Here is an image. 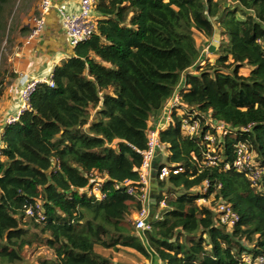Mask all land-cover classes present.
I'll return each mask as SVG.
<instances>
[{
    "label": "trees",
    "instance_id": "trees-1",
    "mask_svg": "<svg viewBox=\"0 0 264 264\" xmlns=\"http://www.w3.org/2000/svg\"><path fill=\"white\" fill-rule=\"evenodd\" d=\"M20 2L0 0V60ZM93 10L94 33L54 65L53 87L38 84L28 108L0 130V264H26L24 252L37 248L45 253L27 264H122L98 246L153 253L163 264H241L242 253L264 259V172L253 184L224 167L247 139L264 170V0H94ZM195 32H218L221 41L213 62L186 72L201 52ZM0 69L1 99L15 74ZM175 91L179 104L158 132L168 154L157 167L181 171L156 177L155 202L165 196L169 209L138 232L131 214L139 203L113 184L137 180L141 156L128 144L145 147L152 117ZM187 107L231 129L214 146L218 164L204 161L206 126L181 131ZM90 173L105 177L101 200L80 191ZM204 180L210 205L222 199L238 214L233 227L196 203ZM36 201L44 220H25L24 207Z\"/></svg>",
    "mask_w": 264,
    "mask_h": 264
},
{
    "label": "built area",
    "instance_id": "built-area-1",
    "mask_svg": "<svg viewBox=\"0 0 264 264\" xmlns=\"http://www.w3.org/2000/svg\"><path fill=\"white\" fill-rule=\"evenodd\" d=\"M94 0H79L78 9L73 12H66L62 8H57V12L61 17V24L64 33L67 37L68 43L74 47L78 43L84 42L91 37L95 31V19L93 10ZM51 5V0H40L38 3L37 14L31 18V28L28 39L36 38L44 28V13ZM40 83H46L49 87H53V79L51 74L44 78H32L23 82L18 94V108L17 112L11 116H7L4 123H13L18 119V116L29 106V98L34 92L36 86ZM179 104V97L175 91L173 95L167 100L165 110L163 109L162 122L158 123L153 128H148L145 136V147L142 149L136 148L128 144L141 156V162L138 167V178L136 181L124 179L121 182L113 184L115 189L124 187L125 192L132 195L139 203V208L134 210L133 222L137 231L150 229V223H146L145 219L149 212L150 203L156 204L155 215L158 210H168L169 207L166 203V197L163 196L158 203L150 196V174L152 172V164L155 162L154 158L158 150L162 147L159 140V130L164 128L170 121V112ZM164 108V107H163ZM182 113L185 116L181 118L180 129L183 133L194 135L199 134L203 126L207 130L202 134V140L205 142L203 148V157L206 165L218 164L219 157L214 152V146L224 137L231 132V129L224 123L210 118L207 114L199 112L194 108L187 107ZM249 128V127H248ZM244 128V129H248ZM211 131H209V130ZM158 166V164H157ZM225 168H234L238 171L246 172L248 178L253 184H257L262 177L264 170L255 161L254 152L251 144L247 139L239 140L234 146V158L231 163H225ZM158 167L155 169V174ZM181 168L169 165H163L158 169L156 177L163 180L169 173L177 174ZM105 177L98 174L90 173L88 185L80 189L85 192L87 196H92L95 200H101L105 197L106 191L102 190V183ZM209 187L208 180H204L199 187L200 198L197 204L206 206L213 214V220L216 224L231 228L238 221L239 216L234 211L232 206L219 199L215 204L210 205L209 199L205 196ZM208 205V206H207ZM24 215L34 219L36 222L44 220V214L41 203L36 201L33 204L24 207ZM241 264H263L264 259L262 256L252 257L250 254L242 253L239 257Z\"/></svg>",
    "mask_w": 264,
    "mask_h": 264
},
{
    "label": "crops",
    "instance_id": "crops-1",
    "mask_svg": "<svg viewBox=\"0 0 264 264\" xmlns=\"http://www.w3.org/2000/svg\"><path fill=\"white\" fill-rule=\"evenodd\" d=\"M39 1L40 0H36L31 9L26 7L27 11L24 13L22 8L25 6L24 3H26L27 0H21L20 13L18 12L21 22H17L12 28V33L10 35L11 39L7 44L9 50L6 52V50L3 49L2 52V59L5 53V60L2 62L3 68L7 67V72L10 69V71L15 74V77L11 79L10 84L5 88L0 99V130L5 118L17 112L19 103L18 94L23 82L27 79L47 77L51 74L54 65L58 61L74 54V47L68 43L57 8H62L66 12L76 11L78 9L79 0H51V5L44 13L45 22L41 33L36 38L32 39H28L29 34L24 37L20 34V28L23 25H27L31 28V18L38 13L37 8ZM192 67L193 66L188 68L186 72H193L191 70ZM162 114L159 117H152L149 128H153L157 126L158 123L162 122ZM167 154L168 151L162 145L156 153L154 161L158 164V161L164 159ZM157 215L154 216L153 220L159 216ZM96 250L98 251V249ZM131 250L139 254L133 249ZM112 261L118 262L115 261L114 258ZM142 262V264H163L153 253H151L150 259L143 257ZM118 263L128 264L129 262L127 260L126 262L119 261Z\"/></svg>",
    "mask_w": 264,
    "mask_h": 264
},
{
    "label": "rangeland",
    "instance_id": "rangeland-1",
    "mask_svg": "<svg viewBox=\"0 0 264 264\" xmlns=\"http://www.w3.org/2000/svg\"><path fill=\"white\" fill-rule=\"evenodd\" d=\"M20 1V0H19ZM34 2H36V0H27L25 4V6H23V12L26 13L27 11V8L28 9H31V7L33 6ZM18 4V0H17V3ZM21 4V3H19ZM233 5V3L231 2H225L224 3V6L226 5ZM19 8L16 9V12H15V16L13 18V23H11V26L13 28V26L15 24H17V22H21L20 21V18H19V10L21 8V5L18 6ZM27 7V8H26ZM19 12V13H18ZM25 21V20H24ZM23 22V21H22ZM12 33V31H11ZM214 34H218V32H215ZM213 34V35H214ZM194 37L196 39V42L197 44L201 47V52H200V56L198 58V60L192 65L193 67L191 68V70L193 71L194 70V66H196L197 64H200L202 66H206L207 62L210 61V62H213V59H214V55L212 53H208L207 52V47L208 45L210 44V42L212 41V38L211 39H205L203 36H201L199 33H194ZM221 37L220 35L218 34V43H217V46L216 48L218 47L219 45V42L221 41L220 40ZM7 48V45L4 47V50H6V52L9 50ZM5 60V53L3 54V59L0 60V68H3V61ZM205 62V63H204ZM1 70V69H0ZM166 108L164 107V110ZM161 210H158V213H160ZM133 215H134V212L131 214V218H133ZM27 216H25V220H27ZM139 232V231H138ZM139 236L142 238V240H144L143 236H142V233H139ZM98 251L101 252V254H104L106 256H109L111 258V260L114 258L115 261H127L128 260V264H142V260H143V257L139 254H136L134 253L130 248H127V247H119L118 251H114V250H110V249H104V248H101V247H97ZM44 250L43 248H37L35 251H32V249H27V251L24 252L25 255L28 254L29 258L28 260H30L29 263H34V260L35 257L37 256V254H44ZM140 259V260H138ZM28 260H25V263L27 264ZM148 261V260H147ZM126 264V263H124Z\"/></svg>",
    "mask_w": 264,
    "mask_h": 264
},
{
    "label": "water",
    "instance_id": "water-1",
    "mask_svg": "<svg viewBox=\"0 0 264 264\" xmlns=\"http://www.w3.org/2000/svg\"><path fill=\"white\" fill-rule=\"evenodd\" d=\"M217 43H218V34H214L212 37V41L210 42V44L207 47V52L212 53L216 49ZM156 167H157V163L154 162L152 164V172L150 174V191H149L151 198H153V199H154V196L158 195V189H157L158 186L155 182L156 174L154 172ZM155 208H156V204L154 202L150 203L149 212H148V215L145 219L146 223L152 222V220L154 218V214H155Z\"/></svg>",
    "mask_w": 264,
    "mask_h": 264
},
{
    "label": "clouds",
    "instance_id": "clouds-1",
    "mask_svg": "<svg viewBox=\"0 0 264 264\" xmlns=\"http://www.w3.org/2000/svg\"><path fill=\"white\" fill-rule=\"evenodd\" d=\"M4 124V123H3Z\"/></svg>",
    "mask_w": 264,
    "mask_h": 264
}]
</instances>
